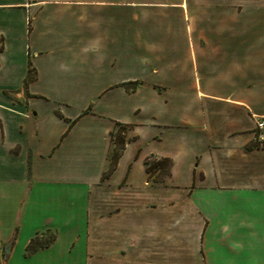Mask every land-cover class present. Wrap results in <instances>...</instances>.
<instances>
[{"label":"crops","instance_id":"0c3cea01","mask_svg":"<svg viewBox=\"0 0 264 264\" xmlns=\"http://www.w3.org/2000/svg\"><path fill=\"white\" fill-rule=\"evenodd\" d=\"M258 122L264 0H0V264H264Z\"/></svg>","mask_w":264,"mask_h":264},{"label":"trees","instance_id":"16d2710c","mask_svg":"<svg viewBox=\"0 0 264 264\" xmlns=\"http://www.w3.org/2000/svg\"><path fill=\"white\" fill-rule=\"evenodd\" d=\"M121 133H122L121 127H118V130L116 131L115 135L112 136L113 148L110 156V165L105 176L112 172V170L115 167L116 161L119 158L121 151L123 149L124 139ZM146 165L150 176L154 175L156 170H159V172L156 174L154 178L155 182L163 181L164 178L168 175V171H169L168 160L146 161ZM54 240H55L54 233L47 232L45 234H37L31 239V241L27 245L25 249V255L30 256L33 253L39 251L40 249L49 247Z\"/></svg>","mask_w":264,"mask_h":264},{"label":"built area","instance_id":"2783aa9c","mask_svg":"<svg viewBox=\"0 0 264 264\" xmlns=\"http://www.w3.org/2000/svg\"><path fill=\"white\" fill-rule=\"evenodd\" d=\"M257 128L259 130L258 138L260 141L264 142V123L258 122ZM0 248H1V244H0Z\"/></svg>","mask_w":264,"mask_h":264},{"label":"rangeland","instance_id":"374dc122","mask_svg":"<svg viewBox=\"0 0 264 264\" xmlns=\"http://www.w3.org/2000/svg\"><path fill=\"white\" fill-rule=\"evenodd\" d=\"M159 172V170H156V172L155 173H158Z\"/></svg>","mask_w":264,"mask_h":264}]
</instances>
